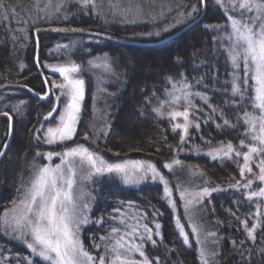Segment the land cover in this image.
Returning <instances> with one entry per match:
<instances>
[{
    "label": "trees",
    "instance_id": "1",
    "mask_svg": "<svg viewBox=\"0 0 264 264\" xmlns=\"http://www.w3.org/2000/svg\"><path fill=\"white\" fill-rule=\"evenodd\" d=\"M94 1L95 4L98 3L96 5L97 12L93 10V5L83 9L71 0L57 3L56 9L58 8V10H56V4L52 2L56 17L47 21L54 22L56 19L63 21L66 18L70 20L75 17L87 23L90 26L89 31L102 32V29H107L103 33L112 37L145 42L156 40L157 37L137 34L157 31L159 26L170 22L181 11L191 10L193 4L201 8L198 0H135L136 3L146 4L149 9H152L154 12L150 15L151 18L153 17L152 21L131 24L112 22L104 25L101 15H105L107 10L101 8L100 5L103 2L102 4L107 6L110 0ZM45 2L46 0H0V5H2L0 6V84H21L37 94L45 93V83L33 62L35 52L33 31L39 28H52L45 25L47 22L41 16H36ZM205 4V14L195 27L192 26L178 37L157 45H126L86 35L97 37L105 42L98 43L95 40H87L82 46H76L72 52L68 48L60 49L45 57L49 48L55 45L61 46L68 40L70 34L42 32L37 35L40 44L39 65L48 81V86L50 78L42 63L43 58H46L52 65H64L69 61H74L81 64L83 68L88 57L99 53H106L117 60L120 59L116 61L117 73L114 79L105 86L107 96L101 103L102 111L107 113L108 123L104 131L107 132V135L100 133L94 136L91 131L93 86L91 78L83 74L85 98L77 132L72 140L60 147L65 148L72 143H83L108 162L127 159L150 161L156 165L169 181L170 186L173 187L177 203L175 212L161 199L163 186L159 182L144 181L137 186L130 187L123 185L113 176L99 177L100 179L95 182L93 189L89 218L91 221H96L103 217L104 223L103 225L89 223L81 228L83 244L93 255H99L103 251V249L92 248V245L94 242L100 243L99 238L112 227V217L115 215L113 209L121 208L120 202H124L125 205L131 201L137 206L134 208L135 210L140 213L147 212V218L143 220V223H147L149 227H153V212L162 214L155 219V222L161 224L162 241L161 237L154 236L157 245L154 247L150 242H145L144 247L146 255L153 261V264H155L156 258H159L160 264H199L195 238L188 228L178 193L175 190L178 180L163 167L165 163L179 159L183 165L199 169L205 174L202 177L204 186L210 189H224V191L213 192L210 197H206L202 206H198L196 214L197 222L204 230L216 232L218 237L222 238L212 249L218 252L214 264H264V253L260 251L264 249V216L260 217L261 226L256 230L254 241L247 238L244 225L241 223L246 220L248 227H251L256 219L257 204L261 205L260 211L264 213L263 199L253 198L252 201L246 199L247 191H257L260 182L256 181L251 174H246V179L254 181L250 190L230 188L229 185L235 184L237 181L246 182L239 174L237 163L230 160H213L193 151L194 147H198L200 150L209 148V145L204 141H211L212 146H216L219 142L230 141L237 147L241 139L245 140V143L250 142L249 138L243 135L245 126L242 123L235 129L225 128L223 131L216 127V124L223 123V119L237 124V114L242 115L245 110L250 111L251 107L237 108L225 103L231 99L229 95L224 94L226 87L224 81L229 79L228 73L231 72V68L226 63V54L220 49L219 42L213 40V37L218 36L219 33L214 30H206L204 25L222 24L227 20V17L224 10L212 0H205ZM165 34L159 38H163L166 36ZM121 48L132 49L133 54L131 53L129 60L121 59ZM201 61L204 62L203 65H201ZM194 65L200 66L197 68ZM181 73L194 85L192 90L206 92L209 98L208 104L217 109L213 113L208 104L193 97L194 105L200 109L195 113V117H199L200 127L199 129H190L191 139L182 146L183 151L179 150L181 148L179 132L173 133L171 130L172 122L166 117L159 118L153 113V108L159 106V101L166 99L165 89L170 88L166 78L179 79ZM206 73L208 75L203 84L197 86L196 81ZM213 76H216L217 79L213 80ZM204 85H207V89ZM228 92H230V87H228ZM146 98L150 102H146ZM20 101L25 102L22 107L23 115L20 120L18 119L19 126L14 125L13 140L8 152L15 142V137L24 134V142L29 147L40 148L34 141V130L43 122L44 115L52 109V97L40 100L23 88L0 90V112H9L14 123H16L17 115L11 111L10 106ZM182 107L180 106V108ZM141 111L143 115L140 114ZM221 112H223V119L220 116ZM204 120H208V123H203ZM0 121V125H2L0 128L1 148L2 142L6 138L8 120L0 118ZM86 135L87 139H85ZM89 139H92V142ZM42 148L49 149L48 146ZM245 149L239 150L244 151ZM8 152L2 158L0 166L6 162L5 158ZM239 163L241 164V159ZM252 167L253 172L257 173L254 164ZM11 181V177L8 175L0 182L1 184L3 182L1 193L7 194L6 187L11 186ZM177 216H180L185 231L189 234L191 247L183 245L181 238L177 235L175 228ZM6 239L9 238L2 237L0 239V256H4V262L7 264H19L17 257L28 253V251L15 241ZM232 241L236 242L235 248ZM33 261L36 264H47L36 258Z\"/></svg>",
    "mask_w": 264,
    "mask_h": 264
},
{
    "label": "snow or ice",
    "instance_id": "2",
    "mask_svg": "<svg viewBox=\"0 0 264 264\" xmlns=\"http://www.w3.org/2000/svg\"><path fill=\"white\" fill-rule=\"evenodd\" d=\"M84 2L89 4L92 3V0H84ZM198 2L200 5H205V0H198ZM216 3L218 6H224L223 0H216ZM228 3L231 5V9L225 7L227 23L225 25H204V28L218 33L224 32L223 35L213 37V40L219 42L220 49L226 54V63L231 68V72L228 73L229 79L224 81L226 86L224 94L229 95L231 99L225 103L237 108L251 107L252 111L245 110L242 115L238 113L237 124L223 119V112H221L223 123L216 124V127L223 131L225 128L235 129L242 123L245 126L243 135L247 136L250 142L245 143V140L241 139L238 147L230 141L219 142L216 146H212L211 141H204V143L209 145L206 155L213 160H230L237 163L239 174L246 182L237 181L235 184H230L229 187L250 190L254 181L246 179V174H251L256 181L264 185V0H239V17L227 14L229 11H237V0H228ZM252 12L255 14H246ZM200 13L201 8L193 4L191 10L181 11L175 23L168 27L137 35L160 37L162 33H167L177 25L191 24L195 27L201 18ZM118 14L122 19L126 18L125 13ZM128 22L134 23L135 19ZM39 31L37 29V32ZM53 31L83 32L84 30L53 29ZM58 47L67 49L70 46L58 45ZM88 63L94 68L111 69L107 54L100 64L95 61ZM203 64L204 62L201 61V65ZM199 66L194 65L197 68ZM45 67L62 77L61 83L52 82V88L59 89L60 95L56 96L57 103L43 117L40 127L35 129L33 138L37 143L51 146L70 141L76 135L85 98V81L81 78V64L74 61L60 66L45 65ZM207 75L206 73L201 76L196 81V85H202ZM212 79L216 80L217 77L213 76ZM166 80L170 85V88L165 89L166 99L159 101V106L153 108V113L159 118L166 117L172 122L171 130L173 133L179 132L181 144L179 150L183 151L182 146L191 139L190 129H199L200 127L199 117H195V113L200 109L194 105L193 97H198L205 104H208L209 98L206 92L193 91L194 85L183 73L180 74L179 79L167 77ZM44 83L47 84L48 81L45 80ZM0 87H4V85H0ZM204 87L207 89V85ZM228 87H230V92H228ZM153 95L155 96V93ZM48 97L49 93L46 92L39 98L43 100ZM157 99L159 100V98ZM61 101H63L62 105ZM146 102H150V100L146 98ZM181 103L183 110H175V106ZM24 104V101H20L10 106L11 111L17 116H22ZM208 106L213 113L217 111L212 105L208 104ZM165 107L172 110L165 112ZM57 112L58 115H54ZM0 114L9 120L7 136L12 137V116L9 115V112ZM140 114L143 115V112L141 111ZM181 118L183 122H177ZM52 120H55L56 123L52 124ZM203 123H208V120H204ZM45 124L48 126L45 127ZM101 134L106 136L107 132L101 130ZM87 138L86 135L85 139ZM9 147L10 143H5L3 148H0V157L5 156L6 149ZM243 148H247V151L239 150ZM193 151L199 154L201 150L194 147ZM53 156L60 158L59 164L52 165L50 163ZM36 157L47 158L49 163L32 166V175L27 184L18 189L19 195L0 216V225H2L0 231L4 235L15 233V238L30 250L29 256L39 257L49 264H153V261L146 255L144 247L145 242H150L154 247L157 245L154 236L161 237L162 241L161 224L155 222L156 217L162 215L159 212H153V227H149L147 223L142 222L147 218V212H121L119 207L114 208L115 215L112 219L116 220V217L119 216V223L124 225L126 230L121 231L117 227H112L106 236L99 238L100 243L94 242L92 248L103 249L99 255H93L84 246L81 239V227L89 223L100 225L104 223L103 217L96 221L90 220L88 215L90 203L88 201L91 197L83 190L82 184L86 180H91L93 176L103 177L105 174L119 176L125 184H138L149 178L154 182L158 181L163 185L161 199L175 212L177 203L173 187L170 186L169 181L155 164L140 160L108 162L98 153L83 145H76L61 153L37 152ZM257 157L259 158V162L256 164L259 169L258 174L253 172L252 167L255 162L254 158ZM241 158L242 164L239 163ZM177 166L181 171L187 168L188 174L192 176L203 177L205 175L199 169L183 165L179 159H174L163 165L170 173H174ZM175 190L180 201L183 202L184 216L195 237L199 264H214L218 252L212 249L222 238L218 237L216 232L202 233L201 227L193 223L192 210L195 206H202L204 199L210 197L213 192L224 191V189H210L207 186H201L199 190H190L177 182ZM253 198L264 199V186L259 187L257 191H247L246 199L252 201ZM120 204L121 207L124 206V202H120ZM136 207L133 202H127L128 209ZM256 207V219L251 227H248L246 220L241 221L247 238L253 241L256 230L261 226L260 217L264 216V213L260 211L261 205L257 204ZM237 219L239 218L237 217ZM175 228L182 244L191 247L189 234L185 231L180 216L175 219ZM232 244L235 248L236 242L232 241ZM260 251L264 253V249ZM17 259L19 261L21 258L17 257ZM27 264H36V262L27 260ZM155 264H160L159 258H156Z\"/></svg>",
    "mask_w": 264,
    "mask_h": 264
},
{
    "label": "rangeland",
    "instance_id": "3",
    "mask_svg": "<svg viewBox=\"0 0 264 264\" xmlns=\"http://www.w3.org/2000/svg\"><path fill=\"white\" fill-rule=\"evenodd\" d=\"M64 0H46V2L44 3V5L41 7V9L38 11V13H36V16H41L42 19L45 20V25L47 27H52V28H58V29H83V30H88L90 29V26L85 23L82 20L76 19L75 17L69 20V18H66L65 20L61 21V19H56L54 22L53 21H47L50 18H54L56 17L55 14V10L54 8V4L55 5V9L58 6L57 3H61ZM72 2H75L76 4H78V6H80L83 9H86L88 6L90 5H94L92 6L93 10H97L95 1L92 0V3L89 4H85L84 0H71ZM109 1V0H108ZM213 3H216V0H212ZM53 2V3H52ZM43 4V2H41ZM103 3V2H102ZM104 6V4H102ZM238 4H239V0H237V11L236 12H232L229 11L227 14L230 15H236L239 17L240 15V10L238 8ZM101 8L106 9L107 12L104 13L105 15H101V20H103V24L107 25L108 23H128L131 24V22H128L129 20L135 19L134 23H142V22H150L152 21L153 17L151 18V14L154 13L152 11V9H149L148 6L146 4L140 5L138 3H136L135 0H110L107 3V6H101ZM223 5L224 6H220L224 12H225V7L231 9V5L228 3V0H223ZM38 8V7H37ZM51 9V11H50ZM58 10V8L56 9ZM97 12V11H96ZM98 12H100L98 10ZM123 12L126 14V18L122 19L121 15H119L118 13ZM102 13V12H100ZM117 13V14H114ZM107 14V15H106ZM247 15H254L255 13H246ZM227 17V16H226ZM179 18V14H177V16L173 17L172 20L168 23L163 24L162 26H159L157 29L158 30H162L166 27H168L169 25L175 23V20ZM55 19V18H54ZM60 20V21H59ZM73 22V23H72ZM75 22V23H74ZM227 23V20L219 25H225ZM181 25H177L174 29H170L166 34L162 33V35H166L167 34H171L173 32H175L177 29L181 28ZM156 29V30H157ZM103 31H107V29H102ZM226 31V30H225ZM224 32H219L218 35H223ZM156 37V36H155ZM165 37V36H164ZM178 37V36H177ZM176 38V37H175ZM161 38L157 37L156 40H159ZM174 39V38H173ZM83 40V41H82ZM87 40H95L98 43H103L105 42L102 39H99L97 37H92V36H84V35H73L70 34L68 37V40H66L64 42L63 45H69L70 47L68 49H70L69 51L72 52V50L76 47V46H82L83 43H85ZM156 40L153 41H145V42H154ZM172 40V39H171ZM135 41V40H134ZM170 41V40H169ZM139 42H143V41H139ZM225 44H227V42L225 41ZM60 46V45H59ZM137 46H149V45H137ZM60 49H65L63 47H58V45H55L52 48H49L46 52V56H49L51 52H57ZM121 59H130V55L131 53L133 54L132 49H128V48H121ZM68 54L70 55V53L68 52ZM106 53H99L95 56H91L88 57L85 62H84V68L82 67V73H81V78L84 79L83 74L88 75L91 80H92V112H93V116H92V123H91V127H92V133L94 134V136L96 134H100L101 130L105 131L106 127H107V118L106 115L103 111H102V106L101 103L103 101H105V98L107 96V92L105 91V86L108 85L115 77L117 70H116V61L120 60L114 57H111L110 55L107 54L110 64H111V69H105L104 67H99V68H94L92 67L88 62L89 61H95L96 63L100 64L102 63V59L105 56ZM100 58V59H97ZM42 63L44 65V68L46 69V71L49 74V78H50V85L48 86L50 89V97H52V101H51V107H53L57 101H56V96L60 95L59 89H53L52 88V82H55L57 84L62 82V77L58 74V73H53L50 68H46L45 65H49V66H60L63 64H59V65H52L51 63H49L46 58L42 59ZM198 98V97H197ZM61 101V105H62ZM15 105V104H13ZM180 106H183V104L181 103L180 105H176L175 106V110H183V107L180 108ZM172 110L171 108L165 107L164 111H170ZM51 111V110H50ZM252 111V109L250 110ZM47 115V114H45ZM44 115V116H45ZM54 115H58V112L55 113ZM16 123H14V125H17V127L19 126V120L21 119V116H17L16 117ZM19 119V120H18ZM177 122H183L182 118L180 120H178ZM52 124H55L56 121L52 120L51 121ZM1 124V121H0ZM48 125L45 124V127H47ZM78 126V125H77ZM17 127L15 126V132L17 134ZM39 126H37L36 128H39ZM0 128H2V125H0ZM21 133V132H20ZM34 134H35V130H34ZM6 136V133H5ZM18 135L15 137V142L13 144V146L9 149V152L5 158L6 162L1 166H0V182L3 181L8 175L11 177V186L10 187H6V191L7 194H3L0 192V204L2 205V208L0 209V216L3 215V212L6 208L11 206V202L14 200V198H16L19 193H18V189H21L22 185H26L29 178L32 175V171H33V165H44L49 163V161L47 160V158H41V157H36V153L37 152H41V153H48V152H53V153H61L63 151H65L66 149L75 147L76 145H83L85 146L83 143H72L70 145H67L68 147L65 148H61L60 146L65 145L67 142L61 143V144H57V145H46L43 143H37V141L34 139V141L40 146V148L34 147L31 148L29 147L28 144H26L24 141V137L25 134L21 136ZM34 137V135H33ZM95 138V137H93ZM92 138V139H93ZM21 142H20V140ZM92 139H89L92 142ZM13 140V139H12ZM5 140H3L2 143H4ZM94 142V141H93ZM3 145V144H2ZM43 146H48L49 149H43ZM86 147V146H85ZM54 148V149H52ZM209 148H206L204 150H201L199 153L206 155V153L208 152ZM247 151V148L244 150ZM6 152V153H7ZM207 156V155H206ZM209 157V156H208ZM211 158V157H210ZM127 160H131V159H127ZM140 161H147V160H140ZM254 165L256 167V164L259 162V158H254ZM117 162V161H116ZM150 162V161H149ZM50 163L52 165H56L60 163V158L58 156H53L52 160L50 161ZM152 163V162H151ZM243 163V160L241 158V164ZM257 168V167H256ZM259 172V169L257 168V174ZM174 178H176L181 185H183L184 187L189 188L190 190H199V187L204 186V181L202 179V177L200 176H192L188 174L187 168L184 171H181L179 166L176 167L174 173H171ZM108 175V174H105ZM109 176H113L115 178H117L123 185L125 186H130V187H134L139 185L140 183L144 182L141 181L138 184H125L123 182V180L119 177V176H115L113 175H109ZM100 179L97 176H93L91 180H86L83 182L82 187L83 190L86 193L90 194L91 199L88 201L90 203V207H91V202H92V196H93V189L95 186V182ZM145 181H150V182H154L152 181L150 178L148 180ZM158 182V181H155ZM176 182V184H177ZM3 182L2 184L0 183V189L2 188ZM163 186V185H162ZM264 185H262L260 183V187H262ZM179 197V196H178ZM180 201V200H179ZM181 204V208L183 210V216H184V209H183V202L180 201ZM198 206H195L192 210L193 212V223H195L196 225L200 226L199 223L197 222V212H198ZM121 212H130V213H140L139 211L133 209H128L127 208V204H125L123 207L120 208ZM176 211V210H175ZM263 211H264V199H263ZM89 215V213H88ZM185 217V216H184ZM186 218V217H185ZM187 220V218H186ZM143 222V221H142ZM188 224V228L191 230L189 223ZM0 227H2V225H0ZM84 226H82L81 228H83ZM112 227H117L119 228L121 231H125L126 228L124 225H121L119 223V216L116 217V220H113V224ZM111 227V228H112ZM110 228V229H111ZM110 229H108V231H110ZM202 233L203 232H208L206 230H204L202 227ZM108 231L105 233L104 236H106L108 234ZM9 238L6 240H12L15 241L16 243H18L19 245H21L22 247H24L28 253H24L22 255H19V257L21 258L19 260V264H21V262H23V264H27V260H34V258L41 260L44 263L49 264V262L42 260L39 257L36 256H29V251L26 246L18 239L15 238V233H13L12 235H4L2 231H0V239L1 238ZM195 238V237H194ZM137 258H139L137 256ZM0 264H7L4 262V256H0Z\"/></svg>",
    "mask_w": 264,
    "mask_h": 264
},
{
    "label": "water",
    "instance_id": "4",
    "mask_svg": "<svg viewBox=\"0 0 264 264\" xmlns=\"http://www.w3.org/2000/svg\"><path fill=\"white\" fill-rule=\"evenodd\" d=\"M206 11V4L205 5H201V13H200V20L203 18L204 14ZM199 20V21H200ZM190 27H192L191 24L188 25H184L181 28L177 29L175 32L159 39L156 40L154 42H139V41H134V40H124V39H118L115 37H112L110 35H107L105 33H101V32H96V31H89V30H84L83 32L77 31V32H72V31H66V32H60V31H53V29H57V28H39V32H37V29L33 31V38H34V42H35V52H34V57H33V62L35 65V68L38 72V74L41 76L42 80L45 81V77L42 73L41 67L39 65V54H40V44H39V40H38V33H42V32H51V33H63V34H83V35H93V36H97L100 37L102 39H106V40H110L113 42H117V43H121V44H126V45H157V44H162L165 43L179 35H181L182 33H184L186 30H188ZM0 85H4V87H0V90H3L5 88H23L28 90L32 95L36 96V97H40L43 95L37 94L36 92H34L33 90H31L30 88L26 87L25 85H21V84H13V83H4V84H0ZM49 93V97H50V90L47 84H45V93ZM43 99V100H47L49 99ZM40 99V98H39ZM42 100V99H40ZM3 113V112H0ZM10 115V114H9ZM0 118H5L7 119L5 116H3L2 114H0ZM13 118V117H12ZM8 120V119H7ZM12 125H13V131H14V120L12 119ZM8 127H9V120H8V126H7V132H8ZM13 136L12 137H8L7 133H6V138L5 141L2 145L1 148H3L5 143H10L12 142ZM8 149H6L7 151ZM3 157H0V162L2 160Z\"/></svg>",
    "mask_w": 264,
    "mask_h": 264
}]
</instances>
